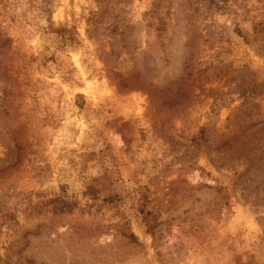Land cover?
<instances>
[{"label": "rangeland", "instance_id": "374dc122", "mask_svg": "<svg viewBox=\"0 0 264 264\" xmlns=\"http://www.w3.org/2000/svg\"><path fill=\"white\" fill-rule=\"evenodd\" d=\"M0 264H264V0H0Z\"/></svg>", "mask_w": 264, "mask_h": 264}]
</instances>
